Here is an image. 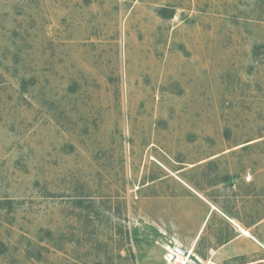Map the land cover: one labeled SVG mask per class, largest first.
Masks as SVG:
<instances>
[{
	"label": "rangeland",
	"instance_id": "1",
	"mask_svg": "<svg viewBox=\"0 0 264 264\" xmlns=\"http://www.w3.org/2000/svg\"><path fill=\"white\" fill-rule=\"evenodd\" d=\"M191 191L254 241L186 264H264V0H0V264H176Z\"/></svg>",
	"mask_w": 264,
	"mask_h": 264
},
{
	"label": "crops",
	"instance_id": "2",
	"mask_svg": "<svg viewBox=\"0 0 264 264\" xmlns=\"http://www.w3.org/2000/svg\"><path fill=\"white\" fill-rule=\"evenodd\" d=\"M234 188V187H232ZM192 192V191H191ZM237 192V191H236ZM232 193V196H231V203L232 205L234 206L236 203H239V198H244V196H239L238 193ZM192 194L194 196H196V198H198V200H200L202 203H203V206L205 207V215H204V218L199 226V229L198 231L195 233L194 237L190 240L189 242V246L185 249V251H188L190 249H192L195 245H196V242H197V239L199 238V236L202 234L203 231H201L205 225V227L207 226L209 220L211 218H214L216 213L217 214H220L222 213L223 215L220 214V216L222 217V224H224L227 228V232L229 234V237L225 239V237H227L225 234H222V240H223V244L220 246V248H225L230 246V245H234L236 243H247L249 242V240H253L254 241V238L252 237L251 235V229H252V224H246V225H242L240 224V222L238 221V217H236L234 214H229L228 212H225L223 210V207H216V209H211L210 207V204L211 205H214L213 201L210 200V199H206V198H201L200 196H198L195 192H192ZM196 194V195H195ZM247 196H246V200H247ZM248 202V201H247ZM218 209V210H217ZM223 211V212H222ZM231 211L234 212L235 209H233V207L231 206ZM220 212V213H219ZM215 214V215H214ZM237 223L236 225L239 227L237 228L236 226H234V224ZM204 227V228H205ZM204 230V229H203ZM256 242V241H255ZM183 250V249H182ZM221 250V249H220ZM205 264V263H204ZM208 264H213L212 262H209Z\"/></svg>",
	"mask_w": 264,
	"mask_h": 264
},
{
	"label": "built area",
	"instance_id": "3",
	"mask_svg": "<svg viewBox=\"0 0 264 264\" xmlns=\"http://www.w3.org/2000/svg\"><path fill=\"white\" fill-rule=\"evenodd\" d=\"M174 178H176L178 181L180 180V179H178L177 177H175L174 175H172ZM182 182V181H181ZM246 182H250V178L249 177H247L246 178ZM187 186V185H186ZM210 207H211V209H215V207L213 206V205H211L210 204ZM220 213V212H219ZM221 215H223L222 213H220ZM224 216V215H223ZM237 228H239L236 224H234ZM191 250L192 249H190V250H188L187 251V254H186V256H181V259L183 258V261H180V262H177L176 264H186L187 263V261L189 260V257H190V255H191ZM169 254H170V252H169ZM169 257V256H168ZM185 257V258H184ZM166 261L169 263V261H175V259L173 260V259H171L170 257L169 258H167L166 259ZM176 261H178V260H176Z\"/></svg>",
	"mask_w": 264,
	"mask_h": 264
},
{
	"label": "water",
	"instance_id": "4",
	"mask_svg": "<svg viewBox=\"0 0 264 264\" xmlns=\"http://www.w3.org/2000/svg\"><path fill=\"white\" fill-rule=\"evenodd\" d=\"M173 255H171L170 254V257L172 258V259H174V257H175V254H179V255H181V256H186V254H187V251H185V250H182V249H180L179 247H177V246H175L174 248H173Z\"/></svg>",
	"mask_w": 264,
	"mask_h": 264
},
{
	"label": "bare ground",
	"instance_id": "5",
	"mask_svg": "<svg viewBox=\"0 0 264 264\" xmlns=\"http://www.w3.org/2000/svg\"><path fill=\"white\" fill-rule=\"evenodd\" d=\"M171 255H173V253L171 254ZM177 257V259L179 260V259H181V256H176ZM185 258V257H184ZM176 258H175V261L177 260Z\"/></svg>",
	"mask_w": 264,
	"mask_h": 264
}]
</instances>
